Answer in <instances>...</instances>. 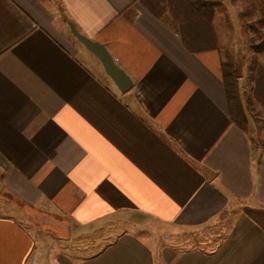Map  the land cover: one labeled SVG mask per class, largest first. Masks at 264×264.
I'll return each instance as SVG.
<instances>
[{
    "label": "crops",
    "instance_id": "obj_1",
    "mask_svg": "<svg viewBox=\"0 0 264 264\" xmlns=\"http://www.w3.org/2000/svg\"><path fill=\"white\" fill-rule=\"evenodd\" d=\"M248 6L0 0V264H264V49Z\"/></svg>",
    "mask_w": 264,
    "mask_h": 264
},
{
    "label": "water",
    "instance_id": "obj_2",
    "mask_svg": "<svg viewBox=\"0 0 264 264\" xmlns=\"http://www.w3.org/2000/svg\"><path fill=\"white\" fill-rule=\"evenodd\" d=\"M69 25L75 37L100 59L106 73L113 79L120 91L123 93L128 92L133 86L132 79L125 70L117 64L107 47L103 43L82 34L75 24L70 22Z\"/></svg>",
    "mask_w": 264,
    "mask_h": 264
},
{
    "label": "trees",
    "instance_id": "obj_3",
    "mask_svg": "<svg viewBox=\"0 0 264 264\" xmlns=\"http://www.w3.org/2000/svg\"><path fill=\"white\" fill-rule=\"evenodd\" d=\"M261 1V0H260ZM259 1V2H260ZM259 2H257L256 0H249V11H247L245 9L244 13H248L249 16H254L255 13H257L258 11H260V6H259ZM254 19V18H252ZM245 31L247 29H250V31L260 37V43H257V40L254 39V37L251 38V43L253 44V47H256L258 51L263 50L264 49V14L260 16V19H256L254 20V22H250L249 24L244 25ZM223 82L224 84H226L227 89L229 90V95L231 96V90L233 88V84H238V73L235 69V66L229 61V62H224L223 63Z\"/></svg>",
    "mask_w": 264,
    "mask_h": 264
},
{
    "label": "rangeland",
    "instance_id": "obj_4",
    "mask_svg": "<svg viewBox=\"0 0 264 264\" xmlns=\"http://www.w3.org/2000/svg\"><path fill=\"white\" fill-rule=\"evenodd\" d=\"M257 2H259L260 0H256ZM259 6H260V11H258L257 13H255L254 15L255 16H257L256 18H260V16L261 15H263L264 14V0H261L260 2H259ZM262 32H264V29H263V31ZM254 33V32H253ZM255 37L256 38H258L256 35H255ZM83 47L84 48H86L84 45H83ZM3 200V198H1L0 197V201H2ZM36 220V219H35ZM37 223V225H41V227H42V229H46L47 231H50L51 233H53V234H55V232H54V230H53V228L54 227H52V226H48V225H46L45 224V222L43 221V220H36V222L34 221V219H31V222H30V224L31 225H34V224H36ZM153 224V226H151V225H149V232H151V234L153 233V234H155L156 235V237L157 238H160L161 239V241H162V235H165L166 233L167 234H170V237L172 238V240H174V241H176V242H178V236L175 234V233H177V232H175L174 230H166L165 228H164V230H163V227L160 225V223H152ZM55 229V228H54ZM202 231H199L198 233H197V235H199L200 233H201ZM218 232V230H216L214 233H217ZM182 233V232H181ZM187 233L190 235V237H187ZM187 233H183V238L184 239H187V240H189V239H191V238H193V237H195V236H192L193 235V233H191V231H188ZM55 235H58V234H55ZM94 235H96L95 237H98V234H94ZM175 235H176V238L174 239V237H175ZM181 236V235H180ZM208 236H212L211 234H208L206 237H208ZM95 237L93 236V237H90L91 239H95ZM216 237V235L215 234H213V238H215ZM105 243V241L103 240V241H101V245H103ZM186 243V242H185ZM190 243V242H189ZM187 244H188V242H187ZM191 244V243H190ZM187 247H189V246H187Z\"/></svg>",
    "mask_w": 264,
    "mask_h": 264
}]
</instances>
